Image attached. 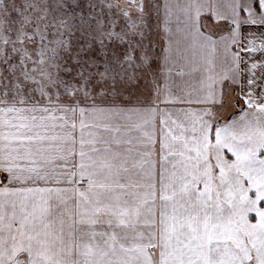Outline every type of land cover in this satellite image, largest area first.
<instances>
[{
  "label": "rangeland",
  "instance_id": "rangeland-1",
  "mask_svg": "<svg viewBox=\"0 0 264 264\" xmlns=\"http://www.w3.org/2000/svg\"><path fill=\"white\" fill-rule=\"evenodd\" d=\"M219 1L0 0V104L78 105L91 122L87 135L93 142L86 145L93 149L84 152L90 178L108 166L109 132L129 138L136 124L159 120L160 223L148 227L140 220L153 215L147 208L128 211L146 199L136 191L137 177L127 193L114 191L112 173L103 176L95 190L80 191L88 216L76 264H264V109L239 100V113L226 121L230 108L239 107L226 82L222 104L227 109L220 112L218 126L210 120L212 133L206 129L204 141L193 134L191 116L159 108L169 102L173 76L186 78V58L211 70L207 100H220V83L233 60L225 71L222 52L215 51L225 41L210 39L215 29L205 21L214 24L206 12L218 15L215 22L221 19ZM230 38L236 41L237 34ZM222 104L213 111H221ZM177 121L188 122L185 140ZM172 134H180L174 143ZM209 136L212 160L202 161L198 153L207 152ZM152 137L148 132L141 141ZM181 149L192 161L198 158L197 168L170 178L171 162L181 165ZM171 150L177 156L172 158ZM125 158L136 160L120 152L119 171ZM125 168V174H134L130 164ZM9 264L25 262L16 258Z\"/></svg>",
  "mask_w": 264,
  "mask_h": 264
},
{
  "label": "crops",
  "instance_id": "crops-1",
  "mask_svg": "<svg viewBox=\"0 0 264 264\" xmlns=\"http://www.w3.org/2000/svg\"><path fill=\"white\" fill-rule=\"evenodd\" d=\"M219 2V7L224 10L220 21L215 22L212 17L218 15L208 12L205 16L214 24L208 19L205 21L215 29L214 35L208 34L209 38L225 41L220 48H215L217 53L219 50L222 52L225 71L233 60L229 74L220 83V100H207L211 70L201 63L191 65L186 58V78L173 76L169 102L165 107H159L162 111L169 110L170 115L174 114V110L179 117L191 116L195 120L193 134L202 135L203 140L206 129L209 135L212 133L210 120H215L214 124L218 126L221 124L220 112L223 114L227 109L223 106L225 103L222 104L226 82L230 90L235 89V101L239 105L238 108H230L233 114L226 117V121L239 113L242 107L239 100L264 109V0ZM233 33L237 34L236 41L230 38ZM175 100L182 102L175 104ZM217 104H222L221 111H213ZM229 113L228 109L226 114ZM86 119L84 112L80 115V109L74 103L58 106L52 103L0 104V264H9L16 258L24 259L25 264H76L80 235L88 216V202L85 205L80 191L86 188L95 190L100 186V179L110 176V173L115 177L112 184L114 191L121 189L127 193L135 188L132 178L137 177L136 191L140 195L146 194V199L145 202L138 199L133 210L130 208L128 211L147 208L153 215L140 220L145 221L148 227L155 222L160 223L161 214L157 212V205L161 201L159 192L164 189H161L162 178L161 181L158 179L159 159L163 158L158 117L156 124L147 120L136 124L138 128L129 138L122 137L118 130L109 132L108 166L99 170L95 180L92 179L95 177L90 178L89 161L87 163L88 159L84 156V152L93 149L86 145L93 142L87 135L91 122ZM179 124L185 140L188 122ZM204 124L205 128L200 129ZM97 132L101 133V128ZM148 132L154 137L142 143L141 139H146ZM179 138L180 134L171 136L173 143ZM210 141L211 136L206 142L207 152H197L200 160H212ZM181 150L178 156L172 150L170 152L172 158L178 157L177 164H181L176 166L171 162L170 178L183 173L193 174L197 168L198 158L192 161L188 152ZM120 152L134 154L136 160L125 158L119 171L120 161L117 158ZM127 163L134 174H125ZM89 181L93 185H86ZM91 202L90 198L89 204ZM148 202H154V205L150 206Z\"/></svg>",
  "mask_w": 264,
  "mask_h": 264
},
{
  "label": "water",
  "instance_id": "water-1",
  "mask_svg": "<svg viewBox=\"0 0 264 264\" xmlns=\"http://www.w3.org/2000/svg\"><path fill=\"white\" fill-rule=\"evenodd\" d=\"M136 6H137L139 9H141L142 2H137V3H136Z\"/></svg>",
  "mask_w": 264,
  "mask_h": 264
},
{
  "label": "trees",
  "instance_id": "trees-1",
  "mask_svg": "<svg viewBox=\"0 0 264 264\" xmlns=\"http://www.w3.org/2000/svg\"><path fill=\"white\" fill-rule=\"evenodd\" d=\"M233 114V113H232ZM232 114H229L228 116H226V117H229V116H231Z\"/></svg>",
  "mask_w": 264,
  "mask_h": 264
}]
</instances>
